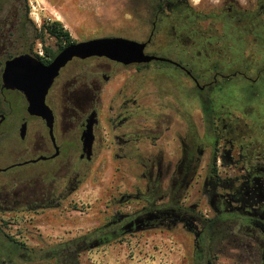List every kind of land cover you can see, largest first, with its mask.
I'll list each match as a JSON object with an SVG mask.
<instances>
[{"label": "flooded vegetation", "instance_id": "1", "mask_svg": "<svg viewBox=\"0 0 264 264\" xmlns=\"http://www.w3.org/2000/svg\"><path fill=\"white\" fill-rule=\"evenodd\" d=\"M142 1L152 17L145 52L165 57L161 45L174 39L171 53L178 59L74 57L46 94L48 117L33 113L25 93L6 85L5 63L15 56L0 62V264H81L82 250L140 244L142 232L179 222L194 232L197 250L181 264H213L209 245L222 238L206 237L212 219L218 227L238 229L242 241L262 245L263 260L264 66L255 70L252 58L261 56L251 47L264 48V0H226L224 25L235 27L241 44L234 54L212 39L225 29L216 35L196 28L205 16L189 0H166L162 7ZM44 24L19 55L49 64L78 40L71 33L61 40ZM162 32V44L151 48ZM223 62L235 68L226 72ZM237 74L246 81L228 82ZM92 115L88 156L85 131ZM178 141V150L168 148ZM97 159L141 165L136 189L111 192L102 226L49 240L48 225L34 221V214L61 207L78 190L82 170ZM22 166L35 168L13 173ZM199 179L209 208L200 214L184 204L187 189ZM141 180L147 181L145 190ZM134 199L137 204L123 212ZM75 202L70 199L73 208Z\"/></svg>", "mask_w": 264, "mask_h": 264}, {"label": "rangeland", "instance_id": "2", "mask_svg": "<svg viewBox=\"0 0 264 264\" xmlns=\"http://www.w3.org/2000/svg\"><path fill=\"white\" fill-rule=\"evenodd\" d=\"M189 1L205 16V19L196 24V28L206 34L216 31V35H220L225 29L226 33L219 40L212 38L213 41H219L221 49L231 54L238 51L241 44L235 39V27H232V31L231 26L224 25L230 3L226 0ZM53 20L62 22L71 36L78 41L105 36H122L144 41L148 38L152 24V17L146 12L142 0H0V62L24 53L28 42L33 39L34 30L41 28L44 22ZM228 28L230 29L227 32ZM163 34L162 32L157 36L151 48L162 44ZM174 43L177 44L174 39L163 42L161 55L177 60L178 57L171 53ZM251 50L261 56L252 58L255 70H258L264 66V48L256 44ZM232 61L234 62V58ZM163 65L174 70L169 64ZM222 66L228 72L235 68V63L223 62ZM261 72L264 76V68ZM244 81L245 76L240 74L228 80L231 84ZM191 102L194 103L193 100ZM170 147L178 150L179 141L171 143L168 148ZM107 154L109 156V152ZM88 167L89 170H82L78 190L61 207L34 214V221H43L48 225L46 235L49 240L57 236H73L78 232L82 235L88 228L102 226L109 214L106 204L111 192L116 188L123 192L134 191L137 184L134 175L142 171L141 165L100 162V159L93 161ZM34 168L22 166L13 173L25 174ZM142 182L145 187L140 189L145 190L147 181H139L140 184ZM162 193L163 191L160 192L161 195ZM186 193L184 204L187 208H198L199 214L201 211L207 212L209 208L204 203L205 198H202L200 179L193 181ZM71 198H75L77 207H72ZM136 204L134 199L130 205H123L122 211H129ZM208 214L211 215V211ZM23 217L24 215L19 219L23 221ZM193 224L200 228L198 223ZM212 232L214 238H222L209 245L213 264H263L260 255L262 245L249 244L248 239L242 241L238 237V229L214 225ZM139 236L140 244L103 245L92 251L82 250L81 264H181L185 256H194L197 252L194 232L181 222L170 226L167 223L160 228L146 230ZM81 247L84 248L83 245ZM0 252H3L1 246Z\"/></svg>", "mask_w": 264, "mask_h": 264}, {"label": "water", "instance_id": "3", "mask_svg": "<svg viewBox=\"0 0 264 264\" xmlns=\"http://www.w3.org/2000/svg\"><path fill=\"white\" fill-rule=\"evenodd\" d=\"M147 43L148 41H138L122 36H105L77 41L62 49L49 64H44L27 54L10 58L5 63L3 76L6 85L18 88L25 93L33 113L48 117L51 111L45 102L46 94L60 69L74 57L106 56L124 63L167 59L147 54L145 52ZM91 118L85 131V143L88 147L85 151L88 156L91 155L93 141L91 133L95 121L93 115Z\"/></svg>", "mask_w": 264, "mask_h": 264}, {"label": "trees", "instance_id": "4", "mask_svg": "<svg viewBox=\"0 0 264 264\" xmlns=\"http://www.w3.org/2000/svg\"><path fill=\"white\" fill-rule=\"evenodd\" d=\"M154 5H158L160 7L163 6L164 2L166 0H150ZM44 29H47L48 31H50V33L52 34H56L60 37L61 40L63 39H69L70 38V32L69 30H67L64 25L62 24V22L55 20V21H46L44 26ZM45 50L47 51V53H51V49H49V47H45ZM212 223H209L208 227H207V232H206V237L210 238L213 237V226H214V222L215 219L211 220Z\"/></svg>", "mask_w": 264, "mask_h": 264}]
</instances>
